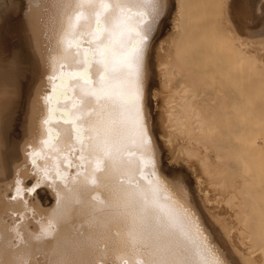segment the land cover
<instances>
[{
  "label": "bare ground",
  "instance_id": "1",
  "mask_svg": "<svg viewBox=\"0 0 264 264\" xmlns=\"http://www.w3.org/2000/svg\"><path fill=\"white\" fill-rule=\"evenodd\" d=\"M16 1L4 3L0 0V51L8 46L4 28L11 21L10 12L19 11ZM27 1L24 27L39 70L31 93L20 101L15 82L7 81L0 65V261L2 264H21L27 259L29 264H48V261L68 264L81 258L91 260L92 255L84 256L67 248L59 238L46 241L32 239L41 223L46 222L58 207L57 193L64 189L62 181L54 180L43 185L49 193L43 204L26 192L16 197L17 179L21 181V187L27 188L38 178L30 153L43 151L46 156L50 154L40 143L46 138L42 120L47 115V106L43 97L51 91L47 77L51 74V58L57 53L63 23V7L56 0ZM254 1L225 0L227 15L223 17V0H169V8L152 34L144 60V112L153 156L155 127L161 124V130L157 132H162L160 140L170 151L171 158L177 164L197 169L207 184L204 191L196 187L199 202L193 201L183 177L178 175L179 181L176 173L164 174L156 166L164 189L161 196L168 197L161 203L178 216L186 213L190 217L187 230L194 238L199 233L211 250V258L220 264H264V55L260 53L258 57L245 49L243 44L246 41L241 39L238 31L242 26L251 31V42L256 45L253 48L264 50V2L258 0L254 9ZM220 17L225 18V23ZM234 17H237L235 21ZM166 19L168 26L162 30ZM258 20L260 26L257 28ZM227 22L231 23L235 35L227 31ZM160 29L163 33H159ZM157 33L164 37L159 40L158 48L156 46L153 68V65L149 67L148 55ZM161 35H158L159 39ZM151 67L159 85H155L159 90H152L151 96L155 113L159 111L161 118L157 126L159 118L156 122L157 118L152 115L155 119L152 118L154 133L146 106L147 88L151 86L148 68L150 70ZM92 71L93 79H98L95 66ZM24 99L27 105H21ZM21 106L26 107L25 110ZM10 119L16 130L12 129ZM53 127L68 126L54 124ZM69 143L71 141L61 140L57 147L66 150ZM72 159L74 164L78 163L75 157ZM37 164L40 167L51 166L52 161L37 159ZM66 171L71 177L77 169ZM166 176L170 186L163 178ZM173 185L176 196L180 195V198L172 191ZM75 187L85 201L93 195L107 196L100 188L90 192L83 184ZM209 190L219 193V198H212ZM191 202L201 212L204 225L200 224L196 211L189 210ZM87 219V215L74 214L73 223L77 226L82 223L86 234L99 236L101 243L108 245L104 264H114L118 255L127 252L123 243V226L119 222L110 225L113 230H121L119 237L114 232L100 236L102 230L99 225L90 229ZM14 227L25 237L27 244L12 246L18 243L13 239ZM59 229L58 237L68 234L65 223L61 222ZM95 258L98 260L99 254Z\"/></svg>",
  "mask_w": 264,
  "mask_h": 264
},
{
  "label": "snow or ice",
  "instance_id": "2",
  "mask_svg": "<svg viewBox=\"0 0 264 264\" xmlns=\"http://www.w3.org/2000/svg\"><path fill=\"white\" fill-rule=\"evenodd\" d=\"M56 3L63 7V23L47 77L51 91L43 97L46 138L40 141L50 154L30 153L38 178L27 188L17 179L16 197L24 192L37 194L54 180L62 181L64 189L57 193L58 207L32 239L59 238L67 248L93 256L68 264H104L108 245L101 243L99 236L86 234L82 223H73L74 214L87 215L89 228L99 225L100 236L114 232L119 237L121 230L110 225L119 222L123 226L127 252L118 255L114 264H220L211 258L199 233L194 238L187 230L190 217L186 213L178 216L161 203L168 197L161 196L164 189L151 151L142 77L148 43L169 8V0ZM94 66L98 79H93ZM61 104L67 107H58ZM54 124L68 127L54 128ZM61 140L71 141L66 150L57 147ZM73 157L78 163H73ZM37 159H50L52 165L40 167ZM72 168L77 171L70 177L66 169ZM79 184L90 192L103 189L107 196L93 195L85 201L76 190ZM61 222L68 225L64 237H58ZM12 230L18 242L13 247L27 244L19 230Z\"/></svg>",
  "mask_w": 264,
  "mask_h": 264
},
{
  "label": "rangeland",
  "instance_id": "3",
  "mask_svg": "<svg viewBox=\"0 0 264 264\" xmlns=\"http://www.w3.org/2000/svg\"><path fill=\"white\" fill-rule=\"evenodd\" d=\"M10 1L11 0H2V2H4V3H10ZM242 1L244 3L246 0H242ZM261 1L264 2V0H261ZM22 2L24 4H23V6L21 8V2H20V0H17L16 1L17 11L19 10L18 12H10L11 13V16H10L9 19L11 21H9L8 23H6V27L4 28V35H5V38L7 39L6 42H7L8 46H7V48H5V50L0 51V65L2 67L1 69L6 73V75H7L6 76V79H7V81L9 83L10 82H12V83L15 82V85L17 87V93L19 94L20 101L22 100L23 97H26L27 94H30L31 93L30 91L32 89H34L35 83H36V75L39 73L38 72L39 70H37V68H38L37 67V64H36L37 62L35 60L36 57H35V54L33 52L32 47H31V45L29 43L28 34H27V31H26V29L24 27V20L23 19H24L25 14H26L25 9H26V6H27L28 1L27 0H23ZM257 3H258V0H255L253 2V4H254L253 5V8L254 9H256ZM226 6H227L226 5V2H225V0H223V2L221 3V8L223 10L221 16H223V17H224V15L225 16L227 15V13H225V10H226L225 7ZM224 19L220 17V20H223L224 21L223 23H225V20ZM236 19H237V17H234L233 18L234 21ZM166 22H167V19H166V21H164L163 27H161L162 30L167 28V26H168L167 24L168 23H166ZM258 23H259V20H258ZM226 25L228 26L227 31H230V33H232L233 35H235L236 32H235L234 29L231 28L232 27L231 26V23H228L227 22ZM259 26H260V23H259L258 26H255V27L258 28ZM161 29H160V32L159 33L162 32ZM238 31H239V34L241 36V39L244 40V41H246L245 44H243V46H244L245 49H248L251 54H254V55L258 56V57H260V53H262L261 55H264V50L263 49H261L259 51H257L256 49H254L256 47V45L251 42V39L253 37V33L251 31L247 30L244 26H242V28H240ZM158 35L160 37L161 34H158ZM158 35L155 36V40L156 39L157 40L156 41L154 40L152 42L151 48H150V51H149V55H148L149 67H150V65L151 66L153 65V68H155L154 63H155V59H156L155 58L156 57V50H157L156 49V46L158 48V46H159L158 44H160L159 43L160 42L159 40L163 39L162 37H164V35L162 34L161 35V38L159 39ZM247 42H249V43H247ZM150 70L148 68V72H149L148 77H149L150 85L152 87L148 85L149 87L147 88V92H149V94H148V96L146 98V106H147V110H148L149 120L151 122V124L150 123L149 124L151 125V130L153 132L155 130V129L153 130V127L155 126V122L153 123L154 126L152 127V122H153V119H154L152 115L154 114V117L157 118L156 122L158 121V118L160 116H158L159 115V111H158V113H155L156 108H155V105H154V99H153V97L151 95L153 93L152 90H154L155 92L157 90H159L158 89L159 87H157L159 85H158V82H157V76H155V73H154L155 71L152 72V70H154V69H152V67H151ZM38 75H37V77H38ZM154 82H156V83H154ZM156 84H157V86L155 87ZM153 86H154L155 89H153ZM10 87H12V86H10ZM149 88L151 89V91L149 90ZM17 103H19V102H17ZM22 104L27 105L26 104V100L24 102H22L21 105ZM17 105L18 104H15V106H17ZM25 108L26 107H24L23 110H25ZM14 112L17 114V111L16 110H14ZM14 112H12V115L15 114ZM23 113H24V111H23ZM23 113L21 115L24 116L25 114H23ZM12 115H11L10 118H13ZM154 121H155V119H154ZM13 122H14V120H13ZM15 123H16V120H15ZM17 123L19 124V122H17ZM159 123H161V118H159V121L156 123L157 126H158ZM10 125H12V129L14 130L15 127L13 128V126L15 124L12 123V120H11V124ZM159 126L161 127V124ZM159 126L158 127H155L157 131H158V129L161 130V128H159ZM12 129H10V131H12ZM157 131H155L156 133L153 132L154 135H156L155 136L156 138L153 139L154 140L153 141L154 142V159H155L156 166L159 167L160 170H161V172L164 173V174L167 173L168 175H172L173 173L174 174L176 173L175 175L177 176V178H178L179 181H181V178L183 177L182 180L185 183H187L186 185H187V187L190 190V195L192 196L191 197L192 200L193 201L196 200V202H199L196 187L199 186L200 189L203 190V191H204V188L206 189V185L207 184L205 183L203 177L202 176H199L200 174H199V172H198L197 169L190 168V167H186L185 164H177L171 158V153H170V151H168V148L166 147V145L162 144V142L160 140V137L162 135V132L159 131V132H161V133H159ZM14 136H16V134L13 135V137ZM8 138H9V136H8ZM178 175H180L181 178ZM163 178L165 180H168V177L167 176L166 177H163ZM177 178H175V179H177ZM196 179L199 180V183H198V181H196ZM168 182H169V180L166 183L169 184L170 182L169 183ZM185 183H183V184H185ZM29 185H31V184H29ZM170 185L171 184H169V186ZM172 189H173L172 190L173 192L176 190L174 188V185H173V188ZM174 193H175V196H176V193L177 192H174ZM209 193L211 194V197L212 198L214 196L216 198H219V195L220 194L217 193L216 191L209 190ZM48 195H49V193L46 192V189L42 186L38 190V193L37 194L31 195L30 197L33 198L35 201H38L39 203L43 204V203H45L48 200ZM177 196L179 197L180 195H177ZM190 205L192 207H194V209L191 206H190L191 208L190 209L188 208V209L189 210H191V209L192 210H195L196 212H194V213H195L196 217H198V219L200 220V222H202V215H201V212L199 211V209L197 208V206L194 203H192V202L190 203ZM199 217H201V219ZM200 224L204 225L203 222L200 223ZM203 227H202V229H203ZM205 234H206V232H205Z\"/></svg>",
  "mask_w": 264,
  "mask_h": 264
}]
</instances>
